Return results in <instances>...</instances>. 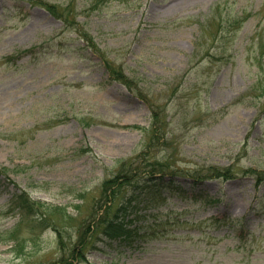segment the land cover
Returning a JSON list of instances; mask_svg holds the SVG:
<instances>
[{
  "label": "rangeland",
  "instance_id": "1",
  "mask_svg": "<svg viewBox=\"0 0 264 264\" xmlns=\"http://www.w3.org/2000/svg\"><path fill=\"white\" fill-rule=\"evenodd\" d=\"M40 1L0 0V231L38 219L0 264L65 257L105 178L152 166L184 191L140 204L138 233L101 238L89 264H264V0ZM27 191L30 213L12 203Z\"/></svg>",
  "mask_w": 264,
  "mask_h": 264
},
{
  "label": "trees",
  "instance_id": "2",
  "mask_svg": "<svg viewBox=\"0 0 264 264\" xmlns=\"http://www.w3.org/2000/svg\"><path fill=\"white\" fill-rule=\"evenodd\" d=\"M96 2L94 1V5H97ZM40 3H43L46 7L51 9L54 14L59 16L61 15L62 12L59 10L57 5L55 6L50 2L48 3L43 1H40ZM79 31L82 36L87 38V42H92V38L90 35H88L85 31ZM108 62L109 65L107 67L109 68L111 78L121 81L132 90L133 87L130 84L129 78L125 75L123 68L119 64L116 65L114 62L113 64H111V61L109 60ZM141 89L142 87L138 90V93L143 95ZM129 127L137 128L139 126L132 125ZM158 172L162 173L163 169H155L154 166H152V168H149L145 171L139 170L138 172H135L134 170H123L121 172H118L116 176L107 178L102 184V196L94 202L93 208H101L103 203L109 201L111 204L107 205V208L98 219L94 218V212V220L92 222H88L84 226V232L80 234L81 239H79L78 242L75 240L74 244L66 246L67 242H63L62 236L60 237V245L62 247L63 254L68 255L66 253H69L68 256L71 258L78 255V260H83V258H85V250L89 248V246H95V242L98 238L103 237L107 240H113L124 235H130L132 231L130 224L140 218V216L137 215L138 209H140L139 206H141L140 204L146 203L145 207L150 208L158 207L163 203V200L160 199L162 195L165 199L166 193L173 194L176 192L181 193L184 191L181 186L175 185L172 181L167 184L160 182L159 180L162 177L158 175L155 176V174H157ZM201 173L203 178L212 176H222L227 178L232 176V173L234 172L231 167H218L215 165H211L209 167V172L206 171L205 173ZM197 176L200 177L199 175ZM129 186L132 187L133 191L132 193H127L125 195ZM118 191L119 193L123 191V195L121 197L118 196ZM78 196L83 197L84 191L79 192ZM15 199H18L23 204H28L29 202L27 196L22 193ZM199 199L205 200V203L213 201L210 198H205L204 196L195 198L196 201H198ZM76 207H80V204H76ZM62 209L64 210L65 207H62ZM59 261V263L62 264H73V260H68V257H63Z\"/></svg>",
  "mask_w": 264,
  "mask_h": 264
}]
</instances>
